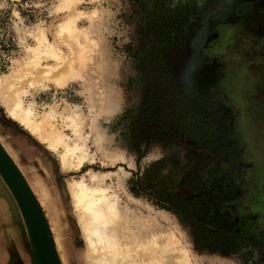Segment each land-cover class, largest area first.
<instances>
[{"label": "rangeland", "instance_id": "obj_1", "mask_svg": "<svg viewBox=\"0 0 264 264\" xmlns=\"http://www.w3.org/2000/svg\"><path fill=\"white\" fill-rule=\"evenodd\" d=\"M63 1L0 0V37L12 36L14 40L8 50L0 44L3 77L23 68L28 46L37 42L39 26L49 40L56 41L57 22L71 12L78 13L77 26L86 34L80 41L91 50L84 76L62 87L51 83L35 88L28 78L36 75L39 68L31 66L27 70L23 82L24 89H28L22 93L23 104L32 107L34 118L41 123L39 132H32L8 113L1 95L14 87L5 84L6 89L0 90L3 92L0 93V140L20 164L43 206L52 234L58 238L59 262L89 264L86 240L68 183L81 178L92 182L93 173H102L100 178L104 179L105 186L112 191L123 188L120 200L127 224L132 229L148 225L161 232L159 241L166 243V254L171 257L169 264H264V233L254 240L247 239L239 251L224 250L212 243L213 235L207 236L214 224L204 221L215 216L217 206L201 216L195 212L197 206L184 202L195 194L188 187L191 173L196 172L202 178L207 176L208 156L201 150L205 142L197 145L191 138L185 142L163 135L152 139L147 135L138 141L133 132L137 117L146 110H153L161 98L166 99V92L172 105L184 103L185 97L178 95L179 88H172L175 84L159 83L157 75L162 71L154 72V64L157 59L161 60L156 43L160 34H166L167 24L177 18L185 1L193 6L200 0H75L71 9L64 6ZM206 2L207 6L216 7L228 0ZM95 8L96 13L98 8L99 12L90 13ZM62 47L67 49L63 43ZM162 60V67L165 62L172 66L173 61L168 57L166 60L165 53ZM260 85L258 83L250 92L252 99L257 100L251 107L254 113L250 123L251 141L258 142L257 148L262 154L260 164H254L257 175L264 166V89ZM75 111L82 117L80 141L65 118ZM206 113L208 126L202 133L211 132L203 136L204 139L211 136L219 124L214 113L210 114L209 110ZM57 132L68 136L72 145L79 141L75 145V149L79 148L73 155V165L66 168L61 164L62 145L57 149L49 146L48 139ZM40 133L46 134L48 139H43ZM78 155L84 156L81 162ZM61 178L65 180L68 194L63 191ZM260 180L244 178L239 187L244 192L257 186L256 194L262 193L264 178ZM6 204L0 195V208L7 214L0 211L3 245L0 264H18L19 261L33 264L32 245L23 216L21 213L14 216ZM218 226L226 227L225 224ZM126 235L131 236L130 231H126Z\"/></svg>", "mask_w": 264, "mask_h": 264}, {"label": "flooded vegetation", "instance_id": "obj_2", "mask_svg": "<svg viewBox=\"0 0 264 264\" xmlns=\"http://www.w3.org/2000/svg\"><path fill=\"white\" fill-rule=\"evenodd\" d=\"M176 17L157 40L161 60L154 72L161 70L160 85L175 84L172 88H179L185 101L172 105L166 92V99L137 117L133 132L138 141L163 135L185 142L191 138L197 145L205 142L200 148L208 156L207 176L191 173L188 187L195 194L184 202L197 206L195 212L201 216L216 205L215 216L204 220L214 224L207 236L213 235L212 243L224 250L239 251L247 239L264 233V192L256 194L257 186L244 192L239 187L244 178H264L263 165L258 175L254 169L262 154L250 135L251 107L257 102L250 92L258 83L264 89V0H228L216 7L207 6L206 0L193 6L185 1ZM163 53L172 66L165 62L162 67ZM208 110L219 124L204 139L211 132L202 133Z\"/></svg>", "mask_w": 264, "mask_h": 264}, {"label": "bare ground", "instance_id": "obj_3", "mask_svg": "<svg viewBox=\"0 0 264 264\" xmlns=\"http://www.w3.org/2000/svg\"><path fill=\"white\" fill-rule=\"evenodd\" d=\"M63 3L64 6L71 9L73 7L71 5L75 3V0H64ZM96 11L95 8L90 13L95 14ZM77 17L78 13L71 12L65 19L57 22L56 41L49 40L47 33L39 26L35 36L37 42L28 46V55L24 61L23 68L16 69L11 74H4L5 77L0 74L1 91L2 88L6 89V87H3L5 84L10 88L14 87L11 92L8 91L9 93L6 92L7 94L4 92V95H1L2 100L6 103L8 113L27 125L32 132H39L41 123L34 118L32 107H27L23 104L22 93L28 89H24L23 81L25 80H23V77L29 67H38L39 72L28 78L29 84L36 88L47 87L51 83L56 87H62L70 81L84 76V70L91 50L88 44L80 41L81 36L86 34L82 32V28L77 26ZM62 43L66 45V50L62 47ZM51 59L54 61L53 63L48 61ZM16 82H20L21 85L15 87ZM1 91L0 93L2 94L3 92ZM65 118L73 126L77 139L80 141L83 138L81 115L75 111L74 113L66 114ZM47 133L51 135L50 132ZM40 135L43 139H48L46 134L40 133ZM78 140H76L75 145L79 142ZM48 142L49 146L54 149H57L60 145L64 148L60 153L61 164L64 168L73 165L72 158L79 146L75 149V145H72L70 138L61 132L51 136ZM0 143L13 158L1 140ZM83 157V155H78L79 162L82 161ZM15 163L20 169V164ZM20 171L27 178L21 169ZM101 174L93 173L91 175L93 178L92 182L87 181L86 178H81L74 179L68 183L69 192L78 212L79 223L86 240L89 264H152L153 262L169 264L171 257L166 254V243L159 241L161 232H158V229L152 230L154 228L148 225L132 229L127 224V216L124 215L121 209L120 191L123 189L122 186L118 187L120 191L116 190V188L112 191L110 187L103 184L104 179L100 178ZM60 180L64 193L68 194L65 180L62 178ZM0 195L7 202L6 205L10 213L12 211L13 215L17 217L19 213L22 214L23 222L26 225L28 234H30L19 201L13 191L5 185L2 178H0ZM148 216L149 214L146 215V217ZM126 231H130L131 236L127 237ZM29 237L31 236L29 235ZM54 240L58 251V238L55 236ZM1 248L3 246L0 239V257L3 254ZM31 255L33 264H40L33 246Z\"/></svg>", "mask_w": 264, "mask_h": 264}, {"label": "water", "instance_id": "obj_4", "mask_svg": "<svg viewBox=\"0 0 264 264\" xmlns=\"http://www.w3.org/2000/svg\"><path fill=\"white\" fill-rule=\"evenodd\" d=\"M15 162L0 143V175L19 201L29 227L32 246L40 264H61L54 235L43 206Z\"/></svg>", "mask_w": 264, "mask_h": 264}, {"label": "trees", "instance_id": "obj_5", "mask_svg": "<svg viewBox=\"0 0 264 264\" xmlns=\"http://www.w3.org/2000/svg\"><path fill=\"white\" fill-rule=\"evenodd\" d=\"M0 44L2 45V48L5 50H8L11 46L14 45V40L12 36L6 37L5 35L3 37H0ZM7 38V39H6Z\"/></svg>", "mask_w": 264, "mask_h": 264}]
</instances>
